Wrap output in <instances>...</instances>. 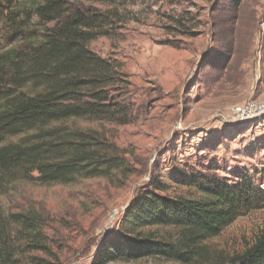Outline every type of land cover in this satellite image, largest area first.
Instances as JSON below:
<instances>
[{"label": "rangeland", "instance_id": "1", "mask_svg": "<svg viewBox=\"0 0 264 264\" xmlns=\"http://www.w3.org/2000/svg\"><path fill=\"white\" fill-rule=\"evenodd\" d=\"M78 4L95 6L110 18L106 33L89 47L126 74L131 120L71 123L97 130L116 144L131 173L59 185L3 184L5 213L39 211L62 264H91L102 239L116 232L125 207L143 187L161 183L171 196H196L179 183L181 174L209 171L228 178L247 172L264 188V114L232 117L240 104L264 102V0H241L237 8L232 0ZM30 7L31 0H15L0 13V55H24L38 41L40 26ZM10 78L8 62L0 61V92L11 86ZM263 227L264 209L245 213L213 239L212 247L239 254Z\"/></svg>", "mask_w": 264, "mask_h": 264}, {"label": "trees", "instance_id": "2", "mask_svg": "<svg viewBox=\"0 0 264 264\" xmlns=\"http://www.w3.org/2000/svg\"><path fill=\"white\" fill-rule=\"evenodd\" d=\"M12 1L0 0V13ZM79 1L31 0L40 30L29 52H5L11 86L0 92V185L30 181L70 184L83 178L128 176L121 149L94 129L71 121L131 120L126 74L89 44L106 32L110 18ZM241 0H232L239 7ZM13 54V55H12ZM4 59V60H3ZM21 136L17 142L6 139ZM196 196H171L157 183L139 189L115 233L102 239L91 264L154 259L176 264H264V227L241 253L223 254L213 239L245 213L264 209V188L255 175L181 174ZM43 215L29 209L5 213L0 206V264H62L45 234Z\"/></svg>", "mask_w": 264, "mask_h": 264}, {"label": "built area", "instance_id": "3", "mask_svg": "<svg viewBox=\"0 0 264 264\" xmlns=\"http://www.w3.org/2000/svg\"><path fill=\"white\" fill-rule=\"evenodd\" d=\"M264 114V102L249 100L233 108V119L246 120L260 117Z\"/></svg>", "mask_w": 264, "mask_h": 264}]
</instances>
